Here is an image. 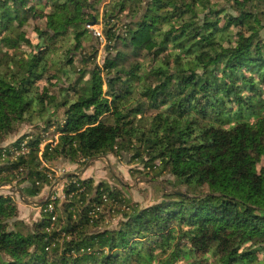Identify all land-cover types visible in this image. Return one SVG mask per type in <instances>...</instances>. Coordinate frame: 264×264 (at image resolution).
Instances as JSON below:
<instances>
[{
  "label": "trees",
  "instance_id": "trees-1",
  "mask_svg": "<svg viewBox=\"0 0 264 264\" xmlns=\"http://www.w3.org/2000/svg\"><path fill=\"white\" fill-rule=\"evenodd\" d=\"M200 1L110 0L99 65L83 41L106 0H0V187L37 197L52 184L45 165L125 155L151 182L175 181L142 207L69 174L83 191L70 183L31 225L0 195V264H264V0ZM62 61L79 76L14 143L27 138V153L3 157L45 107L38 82L67 78ZM52 125L56 144L40 151Z\"/></svg>",
  "mask_w": 264,
  "mask_h": 264
},
{
  "label": "rangeland",
  "instance_id": "rangeland-1",
  "mask_svg": "<svg viewBox=\"0 0 264 264\" xmlns=\"http://www.w3.org/2000/svg\"><path fill=\"white\" fill-rule=\"evenodd\" d=\"M201 4L205 5L206 7L211 8H219L220 0H201ZM110 0H106V2L102 3L100 6V16L98 22L96 24H89L95 26V28L102 29V13L103 7L108 5ZM221 7V5H220ZM264 7V6H263ZM220 9V8H219ZM30 24L33 22L30 21ZM88 26V25H87ZM86 29V28H85ZM87 33L85 32L86 40L83 41L84 45L89 44L96 49V59L95 62L99 65L102 63V58L104 55V40H96L93 38L92 33L89 29H86ZM26 33L30 36L32 43L36 44V37L32 33V25L25 28ZM176 54H180L178 51H174ZM58 55L56 56L57 59ZM181 57V55H180ZM64 65V69L68 72L67 78L63 76L60 79L59 85L56 84V79L50 78V75L53 73H57L55 69L53 72L45 74L44 79L38 82V92L37 95H42L45 92V96L48 97L47 100H44L45 107L42 108V111L39 114H35L31 116L30 119L23 122L17 130V133L12 136L8 141L3 143L1 146H10L16 143L18 139H22L23 136L28 135L29 133H36L37 132V120L40 119L41 121H46L52 115L53 108L52 105L56 104L57 102L61 103L62 98L60 97V90L66 89V87L71 84L74 79H76L79 75L71 73V66L67 65L65 61H62ZM75 67H79L80 64L78 62H74ZM80 74V73H77ZM50 78V79H48ZM48 79V80H47ZM88 79V75L85 74L82 80L79 83V88L83 85L84 82ZM71 100V96L68 97ZM54 101L53 103H51ZM56 101V102H55ZM51 103V104H48ZM41 107L37 106L35 109L39 110ZM61 112L58 111L57 118L58 120L61 119ZM153 113V112H152ZM53 117V116H52ZM39 126H41L39 124ZM58 126V125H57ZM57 126L52 125L47 132L44 134V138L40 144V151L43 149V146L46 143H55L57 140L58 130L56 129ZM59 127H61V122ZM50 169L56 172V175H53L54 181L48 187H44L42 194L37 197L29 198L24 197L23 200L26 202L21 201L19 195L16 193L15 188L11 191L10 188L4 187L0 189V195L11 196L13 198V202L16 204L19 216L18 219L23 221L27 225H31L32 223L36 222L40 218V210L37 206L47 199V193L51 189L52 186H56V183H59L60 177H62L63 173H72L78 174L79 177L85 174L87 176L85 179H91L95 185L99 184L100 182L107 183L110 187H117L122 191V193L127 197L132 203H137L142 207H146L161 200V195L163 192L167 191L171 186H174V180L172 177L165 176L161 179L151 182L149 176H146L143 172L139 173L142 169V165L136 163L131 164L129 163L128 155H125L121 158L113 157V156H106V157H99L93 160H89L86 163H78L75 166H71L70 164L63 165L61 162H54L51 165H48ZM260 167H264V159L262 160ZM86 172V173H85ZM59 177V178H58ZM148 177V179L146 178ZM173 184V185H171ZM176 184V183H175ZM54 191V190H53ZM63 195V193H61ZM57 197H61L58 195ZM63 200V199H62ZM60 200V201H62ZM120 221V214L113 213L110 216L109 220H106V223L109 227H116L117 223ZM182 264H186L183 262Z\"/></svg>",
  "mask_w": 264,
  "mask_h": 264
},
{
  "label": "built area",
  "instance_id": "built-area-1",
  "mask_svg": "<svg viewBox=\"0 0 264 264\" xmlns=\"http://www.w3.org/2000/svg\"><path fill=\"white\" fill-rule=\"evenodd\" d=\"M86 29H89L90 30V32L92 33V37L93 38H95L96 40H103V37H102V31H101V29L100 28H95V26H93V25H88V26H86ZM58 137V136H57ZM27 141H28V139L27 138H24L21 142H19L18 144H13V145H10V146H5V147H2V149H3V157H5L6 156V154H8L9 155V158L11 159V160H13V159H15V158H17L18 156H20V155H24L25 153H27V151H28V148H27ZM57 141V140H56ZM56 141H55V143H51V142H49V143H46V144H50L51 146H54L55 144H56ZM45 144V145H46ZM44 145V146H45ZM43 146V147H44ZM5 149H7V151L5 150ZM42 151V150H41ZM41 153V152H40ZM80 163H84V161L82 160V161H80ZM48 165H45V168L47 169V171H46V175H47V177H48V179L50 180V181H54V179H53V175L55 174L56 175V172L54 171V170H52V169H50L49 167H47ZM69 174H67V173H63V175H62V177H60V179L58 180L59 181V183H56V186L54 187V186H52L51 187V189H50V192H49V195L47 196V199H46V205H45V208L43 209V211L44 212H48V213H53V211H54V202H55V200H62V199H64V193H63V191H64V189L71 183V184H75L76 185V187H79V191L81 192V191H83V188L82 187H80L79 186V184H78V181H79V179H77V178H79V175L78 174H71V175H75V177H77V178H72V179H70L69 181L67 180V176H68ZM59 178V177H58ZM51 182V183H52ZM5 187H8V188H10V189H12L13 190V188H14V186H5ZM58 188H61V191H62V193H63V195H61V197H57L58 195L56 194V191H57V189ZM54 190V191H53ZM103 200H105V197H103ZM101 210V208H99V207H97L96 209H95V211H100ZM93 214V213H92ZM52 220H54V218L52 217Z\"/></svg>",
  "mask_w": 264,
  "mask_h": 264
},
{
  "label": "crops",
  "instance_id": "crops-1",
  "mask_svg": "<svg viewBox=\"0 0 264 264\" xmlns=\"http://www.w3.org/2000/svg\"><path fill=\"white\" fill-rule=\"evenodd\" d=\"M63 165H66V164H63ZM72 167L73 166H75V164H73V165H71ZM73 173V172H72ZM72 173H69V174H72ZM86 173V172H85ZM82 179H85L87 176H85V174L83 175V177L82 176H80ZM5 186H2V187H0V189H3ZM11 190V189H10ZM12 191V190H11ZM44 191V190H43ZM45 192V191H44ZM49 192H50V190L48 191V193H47V196L49 195ZM61 193H62V191H61V188H58L57 189V191H56V194L57 195H60L61 196ZM42 194V193H41ZM20 197V196H19ZM22 201V200H21ZM40 206H37V208H39ZM39 210H40V208H39Z\"/></svg>",
  "mask_w": 264,
  "mask_h": 264
},
{
  "label": "water",
  "instance_id": "water-1",
  "mask_svg": "<svg viewBox=\"0 0 264 264\" xmlns=\"http://www.w3.org/2000/svg\"><path fill=\"white\" fill-rule=\"evenodd\" d=\"M93 23H94V22H93ZM16 192H17V194L20 196V199H21L23 202H26V201L23 200L22 195H21V192H20L19 190H16ZM45 202H46V200L43 201L42 203H40L38 206H40V205H42V204H45Z\"/></svg>",
  "mask_w": 264,
  "mask_h": 264
}]
</instances>
